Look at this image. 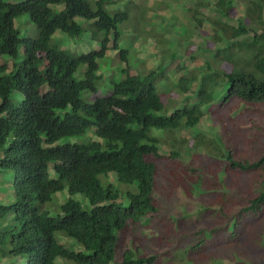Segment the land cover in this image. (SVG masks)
Listing matches in <instances>:
<instances>
[{"label":"trees","instance_id":"trees-1","mask_svg":"<svg viewBox=\"0 0 264 264\" xmlns=\"http://www.w3.org/2000/svg\"><path fill=\"white\" fill-rule=\"evenodd\" d=\"M113 2L0 0V195L7 199L0 202V260L112 264L121 246L118 264H264V0L251 2L237 26L223 21L215 30L208 21L213 28L202 39L209 41L192 45L191 58L204 61L196 72L175 54L166 62L162 51L157 70L138 74L122 49V79L102 97L100 62L119 49L130 18L126 9L110 12ZM188 12L201 27L199 7ZM24 14L37 28L35 39L16 28ZM223 16L229 21L230 11ZM86 22L98 48L75 55L53 45L57 31L81 38ZM172 77L178 85L170 97L183 107L166 115L160 80ZM206 115L212 130L219 128L215 136H182ZM89 132L102 142L57 145ZM167 144L169 157L160 152ZM110 173L128 187L137 183L126 193L128 207L118 203L123 193L114 185H102ZM65 189L85 195L91 210L70 197L52 217L45 206ZM171 203L185 209L175 213L165 207ZM140 225L156 233L151 249H167L140 254L148 237L125 235ZM58 233L83 250L67 248ZM185 240L188 250L176 253Z\"/></svg>","mask_w":264,"mask_h":264},{"label":"rangeland","instance_id":"rangeland-1","mask_svg":"<svg viewBox=\"0 0 264 264\" xmlns=\"http://www.w3.org/2000/svg\"><path fill=\"white\" fill-rule=\"evenodd\" d=\"M12 3H19L26 0H8ZM125 0L124 8L129 12V20L124 24L121 29L122 38L119 42V48H125L128 50L130 57V63L133 67V71L138 74H147L149 71L157 70L159 66H161V61L163 59L162 51H165V55H167V61H170L174 54L180 59L181 66H186L187 68L193 70L194 72L198 71L203 65L204 61L201 57H195V59L191 58V51L193 52L196 49L192 48V45L206 43L209 41L208 38L202 37V32H210L209 29H212L213 26L209 23V20L214 19V29L217 30V23L222 24L224 21L223 11H230V18L233 19V25H236L238 19L240 20L245 12L251 6V2L256 0H154L153 7L147 10L149 7L150 0ZM201 5V6H199ZM199 7L200 14L199 18L205 20L202 22V26L195 28V24L193 23V14L188 12L190 8ZM114 6L111 4L108 6V10L112 13L115 12ZM245 10H244V9ZM30 15L24 14L16 19L15 25L19 30L23 37L29 38H37L38 31L34 23L31 21ZM86 32L85 34L79 38L74 39L69 37L67 34L63 32H58L54 36L55 42L53 45H57L58 43L63 50H66L72 54L80 55L81 53H87V46H90L91 50L95 47V39L91 30V24L86 22L85 25ZM154 37H156L154 39ZM207 37V36H206ZM158 41V42H157ZM54 45V46H55ZM90 51V50H89ZM119 49L111 50L107 57L101 60L100 64L105 68L101 70V74L104 79L103 82H99L98 88V96L105 97L111 92L112 79L119 81L122 79V75L118 72L117 76L114 75L121 67V61L119 59ZM24 54L21 53V58L24 59ZM179 61V60H178ZM175 61L174 63H176ZM186 63V64H185ZM166 64V63H165ZM169 66L174 67L172 62L169 63ZM102 67V68H103ZM120 71V70H119ZM175 71V70H174ZM183 72L177 73L175 71V75L180 77ZM164 75L169 76L167 73ZM166 80L161 79V88L160 90L163 95L164 103L166 104V111L164 114L168 115L174 112L176 109L183 107V100L180 98L179 101H174L170 95L175 92V85H178L176 78ZM159 88V87H158ZM193 90V89H191ZM190 90V91H191ZM188 96L192 98L191 93H188ZM90 101L95 99V95H90ZM212 121L211 117L206 115L197 128L193 130H187L182 133V136H185L187 139L194 138L197 134H206L209 137L215 136V134L219 131L218 127H215L212 130ZM181 136V134H179ZM95 139L92 132H89L85 137H66L63 138L57 145H63L66 143H79L82 141H88ZM227 141V140H226ZM172 147L168 144L161 146V154L166 156L169 155ZM196 153L193 150L192 154ZM190 155H185L182 157L184 162H187ZM109 184L114 185L120 192H122L121 199L118 201L124 207H128L129 201L126 193L128 190L135 191L137 187V183L133 185V187H128L122 183H120L117 177L114 174H109L108 177H102V185L107 186ZM165 195L169 194L168 191H164ZM72 197L76 201L80 202L84 209L91 210L92 206L90 204L89 199L83 194H75L70 196L68 194L67 189L62 192H59L54 200L45 206L50 212L52 217H55L60 214L61 206L68 201V199ZM0 198L2 196L0 195ZM165 207L175 210L174 212H181L185 208L183 205L176 203H171L165 205ZM166 219V216L164 217ZM146 222V221H145ZM156 228V227H155ZM131 234L143 238L148 237L150 240L148 248H140V254L150 253L157 254L161 253L163 250L167 249L168 243L165 245H158L156 248L151 249L153 247L152 242L155 243V235L156 233H151L149 230H144L140 225L139 228L133 229L130 228L126 231L125 235L130 239ZM121 233L118 234L121 241ZM57 238L61 243L66 244L68 248L73 250L82 251V247L78 245L75 241L71 239L63 238L62 234L58 233ZM119 244L121 245V242ZM187 240L182 243L180 252L176 251V253L180 254L181 252H185L188 250L189 246L187 244ZM121 248V246H120ZM116 253L115 261L112 264H118L122 260L123 251L120 249ZM124 250V249H123ZM166 260L164 261V263ZM168 264H178L177 261H170L168 259ZM180 263V262H179ZM0 264H11V262L7 260H0ZM72 264V263H70ZM231 264V263H227Z\"/></svg>","mask_w":264,"mask_h":264},{"label":"clouds","instance_id":"clouds-1","mask_svg":"<svg viewBox=\"0 0 264 264\" xmlns=\"http://www.w3.org/2000/svg\"><path fill=\"white\" fill-rule=\"evenodd\" d=\"M114 2L112 3V5L114 6L113 8H114V10L115 11H119V10H124L125 8H124V1L125 0H121V1H119V0H113ZM129 2H132L131 0L129 1ZM153 4H154V0H150V2H149V7L147 8V10L149 11V9H151L152 7H153ZM244 9V8H243ZM245 10V9H244ZM246 11L247 10H245V12H244V14L246 13ZM233 20H234V18L233 19H231V18H229V21H225L224 20V22L225 23H228V24H230V25H232V26H237L238 25V23L236 24V25H233ZM239 20V19H238ZM83 24H84V22H83ZM124 25H122L121 26V29H122V27H123ZM58 32H61V31H57L56 33H55V35L58 33ZM54 35V36H55ZM252 36V35H251ZM156 37H154V39H155ZM244 38V37H243ZM79 39V38H78ZM111 40L114 42V34L111 36ZM238 41H239V38H238ZM95 48H98V46H97V42L95 43V47L93 48V49H95ZM87 49H88V52L87 53H81L80 55H82V54H88L90 51H91V48H90V46H87ZM92 49V50H93ZM122 49H125V48H119V52L122 50ZM90 50V51H89ZM113 50V49H112ZM115 50V49H114ZM126 50V49H125ZM111 51V50H110ZM109 51V52H110ZM128 51V50H127ZM108 52V53H109ZM108 55V54H107ZM241 55H245V53L243 52V53H241ZM129 57H130V54H129V52H128V59H129ZM240 57H242V56H240ZM244 60V62H246V63H252L253 62V60H251L249 57H247L246 59H243ZM129 62H130V60H129ZM131 64V63H130ZM103 67V66H102ZM160 67V66H159ZM158 67V68H159ZM157 68V69H158ZM105 68L103 67V68H101V70H104ZM121 69H122V62H121V67L116 71V72H114V74H113V76L114 75H116L117 76V74H118V72L121 74ZM101 70H100V74H101ZM120 70V71H119ZM166 72H164L163 74H165ZM168 77H170V76H168ZM171 79V78H170ZM112 80H114V79H112ZM172 80V79H171ZM171 96V95H170ZM172 98H173V96H172ZM173 100H174V98H173ZM92 134H93V132H92ZM94 137H95V139H92V140H94V141H98V142H102V140H100V138H98L96 135H93ZM160 148H161V146H160ZM195 151V150H194ZM202 152H203V150H201ZM200 151V152H201ZM193 152V151H192ZM169 155H170V153H169ZM169 155L168 154H166V156H168L169 157ZM50 171L52 172V175H55L56 173H54L55 171H54V168H53V165H51L50 166ZM110 174H114L115 176H116V174L115 173H110ZM117 177V176H116ZM118 179V178H117ZM7 201V199L5 198V199H2V198H0V202H6ZM63 238H65V237H63ZM65 239H67V238H65ZM68 240V239H67ZM61 242V241H60ZM62 244H64V243H62ZM65 246H66V244H64ZM67 247V246H66ZM68 248V247H67ZM1 260H7V259H1ZM58 263H62V260H59L58 261ZM64 264H69V263H65L64 262ZM73 264V263H72Z\"/></svg>","mask_w":264,"mask_h":264}]
</instances>
